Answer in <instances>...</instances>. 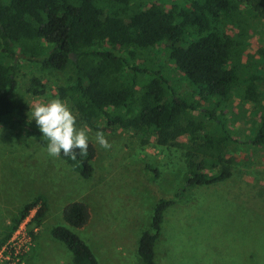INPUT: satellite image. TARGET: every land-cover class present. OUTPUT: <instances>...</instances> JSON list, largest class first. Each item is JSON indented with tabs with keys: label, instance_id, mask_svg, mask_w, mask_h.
<instances>
[{
	"label": "rangeland",
	"instance_id": "1",
	"mask_svg": "<svg viewBox=\"0 0 264 264\" xmlns=\"http://www.w3.org/2000/svg\"><path fill=\"white\" fill-rule=\"evenodd\" d=\"M191 0H117L132 10L139 3L158 4L167 10L187 7ZM130 15V14H129ZM218 28L234 42L230 65L237 80L228 98L199 97L196 88L177 70L165 43L155 49L131 50L93 45L113 52L121 66V80L136 77L138 87L159 72L168 102L182 99L178 125L201 120L207 132L221 135L222 129L206 110L216 109L231 137L224 149L222 166L230 177L211 185L186 188L183 198L163 213L160 235L155 243V264H264V146L247 141L264 116V15L249 5L238 4ZM102 47V48H101ZM13 60L16 88L11 96L24 106L25 123L36 127L30 111L35 102L66 101L77 115V127L87 124L59 88L69 84L71 69L41 70L24 58L19 48ZM0 60H11L0 55ZM134 68L146 69L139 73ZM255 76L256 99L246 100V85ZM37 79L40 86L33 80ZM40 94H34L32 88ZM88 125V124H87ZM0 122V242L9 232L12 219L24 204L38 195L46 197L48 209L41 220L34 248L25 264H72L67 247L51 236V229L64 226L90 248L98 264H142L138 240L151 230L154 208L159 200H176L185 184V153L191 142L185 137L165 143L164 133L142 144L138 135L122 128H107L100 117L88 125L89 142L96 149L92 177L82 178L61 157H51L25 128ZM103 131L110 149L95 141ZM220 166L218 169H220ZM83 202L89 209L87 225L76 229L65 224L63 208Z\"/></svg>",
	"mask_w": 264,
	"mask_h": 264
},
{
	"label": "trees",
	"instance_id": "2",
	"mask_svg": "<svg viewBox=\"0 0 264 264\" xmlns=\"http://www.w3.org/2000/svg\"><path fill=\"white\" fill-rule=\"evenodd\" d=\"M117 0H0V122L12 129L22 126L28 135L47 147L39 128L27 127L24 104L11 96L16 88V48L29 62L40 69L66 71L71 69L69 84L59 88L60 97H67L82 119L90 126L102 117L107 128H122L139 136L147 144L152 136L164 133L165 143L185 137L191 142L185 153V184L176 200H159L154 208L151 230L138 240L137 253L142 264H155L154 246L160 235L164 211L182 200L186 188L207 186L230 177L224 149L231 140L226 123L216 109L206 110L209 118L222 129L221 135L207 132L201 120L189 119L183 126L177 121L183 110L190 108L182 99L168 102L159 72L151 73L142 87L135 76L124 83L121 66L109 49L94 50V44L131 50L155 49L165 43L177 70L195 88L199 97L217 96L226 100L236 83L237 70L230 65L234 42L218 28L221 18L229 17L238 4L249 5L264 15V0H191L187 7L167 10L158 4L139 3L135 10L120 6ZM130 14V15H129ZM102 48V47H101ZM139 73L146 69L134 68ZM255 76L245 89L246 100L256 99ZM40 86L37 79L33 80ZM34 94H40L34 87ZM264 146V116L247 141ZM96 149L89 142L86 155L77 153L76 160L61 158L82 178L93 174L92 160ZM222 166L220 169H218ZM40 227L48 209L46 197L38 195L23 205L11 221L9 237L20 220L34 207ZM65 224L82 228L90 220L83 202H71L62 210ZM38 234V233H37ZM51 236L63 243L72 254V264H98L88 245L64 226L51 229ZM35 241L37 235L34 237Z\"/></svg>",
	"mask_w": 264,
	"mask_h": 264
},
{
	"label": "clouds",
	"instance_id": "3",
	"mask_svg": "<svg viewBox=\"0 0 264 264\" xmlns=\"http://www.w3.org/2000/svg\"><path fill=\"white\" fill-rule=\"evenodd\" d=\"M30 109L31 120L43 134L42 138L48 141L46 151L49 156L58 158L63 154L76 160L77 153L87 154L91 129L87 124L77 127V115L66 101L58 98L47 103L37 101ZM94 138L101 148H111L103 131H96Z\"/></svg>",
	"mask_w": 264,
	"mask_h": 264
},
{
	"label": "built area",
	"instance_id": "4",
	"mask_svg": "<svg viewBox=\"0 0 264 264\" xmlns=\"http://www.w3.org/2000/svg\"><path fill=\"white\" fill-rule=\"evenodd\" d=\"M38 208L39 206L32 208L0 245V264H25L34 247V237L39 232V227L34 222Z\"/></svg>",
	"mask_w": 264,
	"mask_h": 264
},
{
	"label": "crops",
	"instance_id": "5",
	"mask_svg": "<svg viewBox=\"0 0 264 264\" xmlns=\"http://www.w3.org/2000/svg\"><path fill=\"white\" fill-rule=\"evenodd\" d=\"M40 230V229H39ZM38 235V234H37ZM36 242V241H35ZM34 246H35V243H34ZM34 248V247H33Z\"/></svg>",
	"mask_w": 264,
	"mask_h": 264
}]
</instances>
